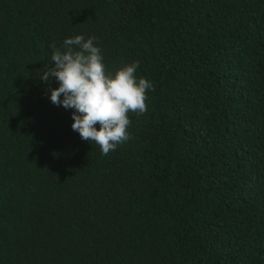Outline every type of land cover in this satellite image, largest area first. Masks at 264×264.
<instances>
[{
  "label": "trees",
  "instance_id": "trees-1",
  "mask_svg": "<svg viewBox=\"0 0 264 264\" xmlns=\"http://www.w3.org/2000/svg\"><path fill=\"white\" fill-rule=\"evenodd\" d=\"M75 35L154 85L108 155L38 77ZM0 264H264V0H0Z\"/></svg>",
  "mask_w": 264,
  "mask_h": 264
},
{
  "label": "clouds",
  "instance_id": "clouds-1",
  "mask_svg": "<svg viewBox=\"0 0 264 264\" xmlns=\"http://www.w3.org/2000/svg\"><path fill=\"white\" fill-rule=\"evenodd\" d=\"M50 63L38 76L49 84L52 104L72 110L71 128L82 140L99 146L103 155L130 139L128 113L147 110L148 91L153 83L137 77L138 62L106 70L102 50L93 36L66 37L57 47L50 45ZM55 80L58 87L52 88ZM98 124V127H97Z\"/></svg>",
  "mask_w": 264,
  "mask_h": 264
}]
</instances>
